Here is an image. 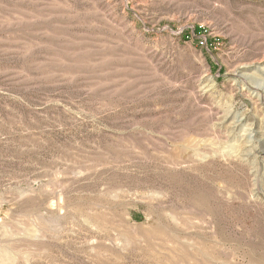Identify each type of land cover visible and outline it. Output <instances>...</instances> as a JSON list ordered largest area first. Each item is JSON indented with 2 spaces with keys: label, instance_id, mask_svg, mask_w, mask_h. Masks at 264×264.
<instances>
[{
  "label": "rangeland",
  "instance_id": "374dc122",
  "mask_svg": "<svg viewBox=\"0 0 264 264\" xmlns=\"http://www.w3.org/2000/svg\"><path fill=\"white\" fill-rule=\"evenodd\" d=\"M263 132L264 0H0V264H264Z\"/></svg>",
  "mask_w": 264,
  "mask_h": 264
},
{
  "label": "built area",
  "instance_id": "2783aa9c",
  "mask_svg": "<svg viewBox=\"0 0 264 264\" xmlns=\"http://www.w3.org/2000/svg\"><path fill=\"white\" fill-rule=\"evenodd\" d=\"M205 42H206V40H205L204 38H199V43H200L201 45H204Z\"/></svg>",
  "mask_w": 264,
  "mask_h": 264
},
{
  "label": "bare ground",
  "instance_id": "6f19581e",
  "mask_svg": "<svg viewBox=\"0 0 264 264\" xmlns=\"http://www.w3.org/2000/svg\"><path fill=\"white\" fill-rule=\"evenodd\" d=\"M263 131V130H262ZM264 133V132H263ZM263 136V135H262ZM264 138V137H263ZM264 140V139H263Z\"/></svg>",
  "mask_w": 264,
  "mask_h": 264
}]
</instances>
